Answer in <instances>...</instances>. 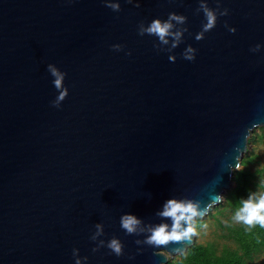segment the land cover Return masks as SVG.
I'll use <instances>...</instances> for the list:
<instances>
[{"label":"water","instance_id":"water-1","mask_svg":"<svg viewBox=\"0 0 264 264\" xmlns=\"http://www.w3.org/2000/svg\"><path fill=\"white\" fill-rule=\"evenodd\" d=\"M112 2L0 0V264H169L195 236L137 244L147 233L120 217L170 224L157 213L172 198L208 213L264 125V0H205L228 14L199 41V0ZM169 13L187 28L171 52L138 35ZM48 64L66 74L59 107Z\"/></svg>","mask_w":264,"mask_h":264},{"label":"clouds","instance_id":"clouds-1","mask_svg":"<svg viewBox=\"0 0 264 264\" xmlns=\"http://www.w3.org/2000/svg\"><path fill=\"white\" fill-rule=\"evenodd\" d=\"M132 3L133 0H127ZM105 6L112 9L113 11H119V3L112 2V0H105ZM139 2L135 4V7H139ZM197 12H203L206 23L202 25V30L195 35L197 41L204 38V33L213 29L216 25L217 16H224L228 14L227 9L220 10L219 5L216 9H211L207 6L205 0H199V7L196 9ZM186 23V17L178 15L176 13H169L166 20L153 19L147 26L141 23L138 26V35H151L157 37L159 44L168 45L171 40V47L169 51L176 48L182 42L183 33L187 31V28L177 27L178 25H184ZM227 27V25H225ZM230 32H235L234 28H229ZM114 50H121V45H113ZM154 47L159 48L158 45ZM260 49V45L257 44L254 48L250 49L255 52ZM195 49L188 46L182 53V57L186 60L192 61L195 56ZM130 55L131 53H127ZM170 61L175 60V56H169ZM47 70L51 76L54 77L53 84L58 90L56 99L52 102L53 106L59 107L61 101H63L68 90L63 86V80L65 73L59 71L52 64H48ZM222 196H217V202L223 201ZM208 206L201 207L200 201H194L191 199H168L164 205L162 211L158 212L157 215L162 219H168L171 221L168 223H159L148 226L146 231L141 228V221L134 215L124 214L120 217V226L127 234H141L147 233L143 241L137 240V244H147L152 247L166 246L170 242H181L184 240H190L196 235V218H202L206 215ZM234 220L236 222H242L243 224L251 227L253 225H259L264 228V191L251 192L247 199L240 201V207L235 211ZM96 231L92 235L91 239L96 240L97 236L102 235L103 226L101 224L95 225ZM139 229V231H138ZM104 241L99 242V246H103ZM109 248L115 255H122V244L116 239L112 238L107 243ZM96 249H93L95 251ZM77 255V250L73 249V256ZM86 259V258H85ZM75 264H81V260L77 258Z\"/></svg>","mask_w":264,"mask_h":264},{"label":"trees","instance_id":"trees-1","mask_svg":"<svg viewBox=\"0 0 264 264\" xmlns=\"http://www.w3.org/2000/svg\"><path fill=\"white\" fill-rule=\"evenodd\" d=\"M263 135L260 134L259 137ZM254 139L252 136L249 142ZM252 152L241 159L242 167L234 170L232 182L234 183L224 193V201L211 207L215 213H209L216 218L223 236L231 242L218 247L214 241L194 242L178 259L169 258V264H248L256 254L264 251V228L259 225L251 227L234 220L235 211L240 207V201L247 199L249 193L259 191L255 181V171L249 163L255 158ZM210 208V209H211ZM227 213L226 219L218 215ZM204 223L196 218V230Z\"/></svg>","mask_w":264,"mask_h":264},{"label":"rangeland","instance_id":"rangeland-1","mask_svg":"<svg viewBox=\"0 0 264 264\" xmlns=\"http://www.w3.org/2000/svg\"><path fill=\"white\" fill-rule=\"evenodd\" d=\"M260 134H262L263 136L259 137ZM252 136L254 137V139L251 142H248L247 150L244 153L243 157L251 152L255 154L256 157L253 159L252 162L249 163V167L256 173L255 181L257 182V189L259 191H264V125L255 127L251 131L249 138H251ZM241 167L242 165H240L238 169ZM233 184L234 183L232 182V185ZM210 211L215 213L214 208H211L209 210V213ZM209 213H207L204 217L201 218L204 220V223L196 230L194 241H214L219 248L226 243L231 244V242L223 236V232L216 218L210 216ZM218 217L221 219H226L227 213H224V215L220 214L218 215ZM179 255L180 254H175L173 256L171 255L169 256V258L178 259ZM248 264H264V251L259 254H256L254 258H252L248 262Z\"/></svg>","mask_w":264,"mask_h":264}]
</instances>
